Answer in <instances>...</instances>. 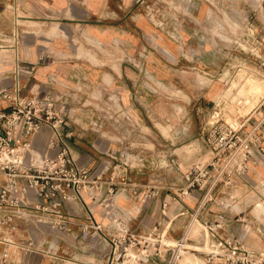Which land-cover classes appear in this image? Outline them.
<instances>
[{
    "label": "built area",
    "instance_id": "obj_1",
    "mask_svg": "<svg viewBox=\"0 0 264 264\" xmlns=\"http://www.w3.org/2000/svg\"><path fill=\"white\" fill-rule=\"evenodd\" d=\"M123 53L128 56L130 65H139L129 54ZM217 62L214 59L212 64ZM241 69L234 75L223 74L225 89L213 101L212 113L202 130L203 141L212 156L205 164L198 162L189 167L185 173L187 185L182 189L185 193L202 189V206L221 198L220 205L235 217L221 215V222L206 223L205 233L202 227L196 231L190 224L175 244L163 241L172 251L170 260L178 251L192 250L186 245L189 241L208 239L204 251L206 264H264V246L254 249L243 235L230 237L217 233L224 221L236 219L246 223L245 232L253 231L264 239L262 213L253 209L242 216L243 206L234 197V181L254 173L255 167L264 163V113H259L264 100L248 114L227 108L228 102L239 96ZM51 81L59 84L54 77ZM59 85L65 89L54 87L44 93L39 90L26 95L22 94L19 80L13 89L0 88V96L8 102L7 107L0 110V242L6 246L0 264L9 262L11 245L17 242L12 235L23 228L29 229L30 224L69 231L72 219L66 209L68 204H80L88 213V221L81 224L83 237L89 239L102 231V225L89 207V199L105 207L111 228L104 235L117 260L126 264L134 258L136 263L133 264H140L137 252H146L156 242L151 235L131 232L121 213L123 210L115 203L120 195L125 199L140 196L132 173L169 171L177 162L168 163L165 150H150L149 139L141 141L117 134L107 137L104 122L94 121L89 123V129L104 139V143L94 145L100 165L92 167L74 144L75 124L82 122V115L88 110L87 102H82L68 84L60 82ZM225 91H231L230 95ZM137 144L142 147L138 152L131 148ZM195 217L197 221V215ZM19 242L30 251L49 253L56 259L61 256L56 240L41 250L28 234Z\"/></svg>",
    "mask_w": 264,
    "mask_h": 264
},
{
    "label": "crops",
    "instance_id": "obj_2",
    "mask_svg": "<svg viewBox=\"0 0 264 264\" xmlns=\"http://www.w3.org/2000/svg\"><path fill=\"white\" fill-rule=\"evenodd\" d=\"M133 2L134 0H0V38L5 39L0 40V88L13 89L19 80L22 94L26 95L39 90L44 93L54 87L64 90L59 85L60 82L74 84L75 80H80L79 77L84 75H88L91 81H98L103 75V64L108 58L110 61L107 64L111 71L115 77L119 76L123 72L119 56L121 52H129L132 47L134 49L135 39L140 33L151 34L154 31L144 16L138 22L134 21ZM109 14L112 16L111 20L107 19ZM104 50L110 54L105 55ZM158 56L155 55L156 60ZM53 77L58 80V85L51 81ZM7 105V100L0 96V110ZM259 113H264V103ZM80 141H74L75 145L79 144L78 151L86 155L92 167H98L100 161L96 158L98 154L94 145L104 143V139L93 135ZM201 145V157L192 152L188 160L178 158L182 171H174L172 178L175 182H169V173L165 169L158 173L147 171L144 175L132 173L140 196L131 195L125 202L118 200L115 203L117 208L123 210L121 213L123 212L131 232L151 235L156 242L146 252H137L140 264H180L183 255L190 251L206 264L204 247L208 245V239L189 241L200 247L178 251L172 260V251L163 243V240H167V243L177 242L185 235L190 224L196 228L202 227L201 230L205 233L207 224L221 222L220 216L229 213L228 209L220 205L219 197L202 206V189L182 192L187 185L185 173L189 167L198 162L205 164L212 156L206 144L201 142ZM204 153L207 158L200 160ZM254 176L250 172L244 178L234 181L235 196L245 209L254 204L251 203V194L254 191L253 185H258ZM145 195H148L146 201L143 200ZM89 207L96 221L102 225V231L89 239L83 237L81 224L88 221V213L80 204H68L66 209L72 219L70 230L61 232L51 226L30 224L29 229L23 228L12 235L17 242L11 245L8 264H114L117 257L104 235L111 228L105 207L90 199ZM117 208L115 207L116 211ZM262 215L264 223V214ZM245 231L246 223L231 219L224 221L217 233L230 237L243 235L247 244L254 249L264 246V243L260 246L251 245L253 236L260 242L264 239L258 233ZM27 234L36 241L40 250L46 249L50 242L56 240L62 257L56 259L49 253L26 249L19 241ZM5 248V244L0 242V258ZM129 262L136 263L134 258Z\"/></svg>",
    "mask_w": 264,
    "mask_h": 264
},
{
    "label": "rangeland",
    "instance_id": "obj_3",
    "mask_svg": "<svg viewBox=\"0 0 264 264\" xmlns=\"http://www.w3.org/2000/svg\"><path fill=\"white\" fill-rule=\"evenodd\" d=\"M132 6L134 21L144 16L154 31L140 33L135 48L124 50L139 64L137 67L130 65L128 56L121 52L123 72L119 76L115 77L107 64L110 58L105 56L109 60L104 62L98 81L84 75L74 84L68 83L88 105L82 122L75 124V140L93 136L89 123L94 121L104 122L107 137L117 134L149 139L150 150H165L168 163L177 162L168 171L169 182L173 183L174 171H182L179 157L188 160L192 152L201 157L203 126L212 113L213 101L225 89L223 74L234 75L242 68L239 96L228 102V109L248 114L264 100V0H134ZM104 54L110 53L104 50ZM155 55H159L158 60ZM214 59L217 64H212ZM251 76L263 87L257 94L250 89L253 81L246 80ZM225 93L230 95L231 91ZM75 147L78 150L79 144ZM131 148L138 152L142 147L137 144ZM206 158L204 153L200 160ZM255 168L258 185H253L251 194L254 204L243 208L242 216L253 209L264 214V184L259 186L264 183V163ZM118 200L126 201L121 195ZM228 215L235 217L230 211ZM263 243L254 236L251 239L253 246ZM186 245L200 247L190 242ZM182 259L183 264H204L193 251ZM121 262L116 260L114 264Z\"/></svg>",
    "mask_w": 264,
    "mask_h": 264
},
{
    "label": "bare ground",
    "instance_id": "obj_4",
    "mask_svg": "<svg viewBox=\"0 0 264 264\" xmlns=\"http://www.w3.org/2000/svg\"><path fill=\"white\" fill-rule=\"evenodd\" d=\"M256 77V76H255ZM251 80V81H253L252 83H250V89L251 90H253L254 92H256L255 94H257V92H261V90L263 89V87H262V85L259 83V82H257L255 79H253V77L251 76V77H246V80ZM256 79H258V78H256ZM247 84V81H245V83H244V86ZM246 91V90H245ZM250 93H251V91H249ZM247 93V92H246ZM245 93V94H246ZM247 95V94H246ZM249 95V94H248ZM256 97H258V96H256ZM257 99V98H256ZM255 100V99H254ZM257 101V100H256ZM246 104H249L250 102L249 101H246L245 102ZM252 104H256V103H252ZM251 106V105H250ZM254 107V106H253ZM174 242V241H173ZM175 242H176V240H175ZM205 243V242H204ZM208 243V242H207ZM206 244V243H205ZM204 244V245H205ZM208 246V245H207ZM206 246V247H207ZM206 247H204V248H206Z\"/></svg>",
    "mask_w": 264,
    "mask_h": 264
}]
</instances>
